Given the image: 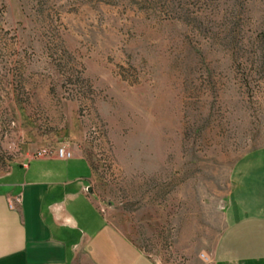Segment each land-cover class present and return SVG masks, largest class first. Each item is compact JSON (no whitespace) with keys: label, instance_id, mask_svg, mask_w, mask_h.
<instances>
[{"label":"rangeland","instance_id":"obj_1","mask_svg":"<svg viewBox=\"0 0 264 264\" xmlns=\"http://www.w3.org/2000/svg\"><path fill=\"white\" fill-rule=\"evenodd\" d=\"M61 145L152 258L212 264L264 150V0H0V173Z\"/></svg>","mask_w":264,"mask_h":264},{"label":"crops","instance_id":"obj_2","mask_svg":"<svg viewBox=\"0 0 264 264\" xmlns=\"http://www.w3.org/2000/svg\"><path fill=\"white\" fill-rule=\"evenodd\" d=\"M89 160L18 161L0 173V264H160L96 204ZM212 264H264V150L240 162Z\"/></svg>","mask_w":264,"mask_h":264},{"label":"built area","instance_id":"obj_3","mask_svg":"<svg viewBox=\"0 0 264 264\" xmlns=\"http://www.w3.org/2000/svg\"><path fill=\"white\" fill-rule=\"evenodd\" d=\"M40 154L41 153H39V155ZM41 156H43V154ZM55 156L58 158H61V159H69V158L73 157V154H72V151L69 150L66 146L61 145V146L56 148ZM201 257L206 261L209 259V257L205 254H201Z\"/></svg>","mask_w":264,"mask_h":264}]
</instances>
